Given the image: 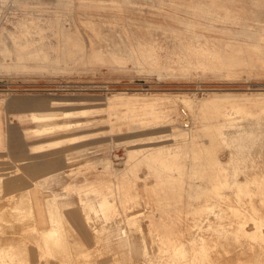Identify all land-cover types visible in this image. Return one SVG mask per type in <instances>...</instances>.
I'll list each match as a JSON object with an SVG mask.
<instances>
[{
    "label": "rangeland",
    "instance_id": "rangeland-1",
    "mask_svg": "<svg viewBox=\"0 0 264 264\" xmlns=\"http://www.w3.org/2000/svg\"><path fill=\"white\" fill-rule=\"evenodd\" d=\"M260 93L264 0H0V221L31 207L0 223V245L27 246L0 264H73L70 250L79 264H264ZM84 165L113 206L91 204V184L80 195L102 215L67 196L42 260L32 227L56 194L38 192L35 219L34 185L60 191Z\"/></svg>",
    "mask_w": 264,
    "mask_h": 264
},
{
    "label": "crops",
    "instance_id": "crops-1",
    "mask_svg": "<svg viewBox=\"0 0 264 264\" xmlns=\"http://www.w3.org/2000/svg\"><path fill=\"white\" fill-rule=\"evenodd\" d=\"M46 121H49V119H42L41 121H36V122H46ZM75 124H79V122H77ZM69 125H71V124H69ZM83 137H85V136L69 138L66 141L67 142H70V140L71 141L78 140V139L80 140ZM3 140H4V137H3ZM4 145H5V140L2 141V137H0V150L5 149V146ZM81 152H85V150H81ZM97 166H98L97 163L94 162V166H93L94 171L95 170L97 171ZM90 168L91 167L88 168V167H85V165H84V166H82L80 168L79 172L73 171L72 173H70L69 176L72 177V179H73L74 182H71V183H61L59 185L60 186V191L52 190L51 188H46L45 187V184L43 182H37L34 185L35 186L34 193L37 195V201H36V203L39 206V211H38L39 212V215L35 211V216H34L35 219H42L43 220L42 210L44 209V205H45V200H44L43 203L41 202V198L38 195L39 194L38 192L41 189H44V190H48V191H51V192H53V193L56 194V195H53V196H50V197H47L46 198V205H45V207H46L45 208L46 213H45V215L47 214L49 216V218L51 219V222H50L49 219H47V226L46 227H39L37 225L35 227H32V229L34 231H36L38 233V235H39L36 244H37L38 257L40 259H42V260L44 259V258L41 257V252L39 251V247L40 246L42 247L44 245L43 242H45L46 247H48L49 245H54L56 243L57 239L59 238L60 234H61V231L62 230L57 226V219L59 220L62 228H65L66 229L65 223L69 224V220L68 219H59V218H57V214H56L57 213L56 210L59 209V206L60 205H63L65 203L69 202V201L66 200L67 196H69L71 194H77L78 197H79L80 193H82L84 191L85 186L91 184L94 187V194L91 195V196H93L92 197L93 198V202L91 204H97L98 203L97 202L98 201L97 198L105 197L106 202H108V203H110L112 205V203L107 200V195L106 194L103 195L101 193H98V191H100L99 188L101 186L107 185V184H104L106 181L103 180V179H101V178H104V177H100L98 175V174H100V172H88V170ZM104 172H107L108 174L113 175V166L110 163L105 162V164H104ZM80 174H85V177L82 180H79L78 179ZM92 175H94V179H92V178L91 179H88L87 178L88 176L91 177ZM52 176H54V175H52ZM12 182L14 183V186L17 185V183L15 181H12ZM0 184L2 185V182H0ZM57 197H58V199H57ZM80 197H81V195H80ZM86 197H89V196H83V197H81L82 200H83V201L82 200L81 201L84 204V207L86 209L91 210L95 215H102V212L101 211L94 212L92 210L91 204L88 205V200L86 199ZM20 200L21 199L17 198V200L14 201L15 202L14 204H18V202H20ZM7 206H5V207H7ZM15 207H16V211L13 212V221H12L13 223L24 221L25 220L24 218H25L26 214L29 213V212H31V207L30 206L18 204ZM108 215H109L108 218H109V221H110L111 220L110 219L111 212L108 213ZM84 218L85 219H81V224H83L86 227V225H87L86 224L87 217H85V215H84ZM4 220H6L7 221L6 224H8V225H4V227L11 226L13 224V223L12 224H9V223H11V222H8L10 220L9 217H8V219H4ZM4 220H1L2 222H0V223L5 224L4 223ZM77 220L78 219H73V221H77ZM35 221H37V220H35ZM103 225H104V228H106V227L110 226V222L108 224H106V219H105V223ZM44 233H48V235H46L47 236V239L45 241H44ZM78 246L84 247V245H82V244H78ZM6 247H8L7 248V251L5 252L4 255H2L0 257V261L1 260H5V258H7V257L10 256V254L13 256V258L17 257L18 256V253L22 252V249H23L24 252H23V254L21 256L23 257V255L26 254V251H27L26 250L27 249L26 244H20L19 243L18 245H15V244H9V245H4V246L0 245V248H6ZM68 247L70 249L69 243H68ZM70 254L73 257V264H79V263L76 262V255L71 250H70ZM25 260L29 264L28 259H25ZM45 260H47V263L46 264H49L50 263L49 259H45ZM84 261L85 260H83L80 264H85Z\"/></svg>",
    "mask_w": 264,
    "mask_h": 264
},
{
    "label": "bare ground",
    "instance_id": "bare-ground-1",
    "mask_svg": "<svg viewBox=\"0 0 264 264\" xmlns=\"http://www.w3.org/2000/svg\"><path fill=\"white\" fill-rule=\"evenodd\" d=\"M259 93V92H258ZM227 96H225L226 97V99H231V98H233V97H237V96H235V95H233V94H226ZM254 95H264V94H262V93H260V94H252L251 96H254ZM152 96H155V95H152ZM247 96H249V95H247ZM143 98V97H149L148 95H144V94H135V95H133V96H130V98ZM168 97L169 98H173V99H175L176 101H183V100H185V98L186 97H189L188 95H186V97H184V95L183 94H176V95H168ZM243 97H246V96H243ZM120 99H125V98H127V97H119ZM211 101V98L210 99H208V100H205V104H207V103H209ZM68 106V105H67ZM70 106V105H69ZM166 109L168 110V112H170L171 111V106H170V104H168L167 106H166ZM158 115H161V114H158ZM46 118V117H45ZM44 118V119H45ZM30 119H39V120H42L43 118L42 117H39V116H37V115H31L30 116ZM181 120L182 121H185V127H187V128H184L185 130H189L191 127V124H192V118H191V115L188 113H186V116H185V114H183L182 112H181ZM157 124V123H156ZM148 125V124H147ZM160 125V124H159ZM232 124L231 123H228V127L229 126H231ZM145 126V125H144ZM151 126V125H150ZM149 126V127H150ZM188 127H190V128H188ZM150 128H152V127H150ZM227 128V127H226ZM211 130V129H210ZM161 133V132H160ZM230 211V210H229ZM0 222H2V221H0ZM7 221L6 220H4V223H6ZM8 222H10V220L8 221ZM123 230V229H122ZM122 230H120V232H119V235H118V237H120L121 235L120 234H124V232L122 231Z\"/></svg>",
    "mask_w": 264,
    "mask_h": 264
}]
</instances>
